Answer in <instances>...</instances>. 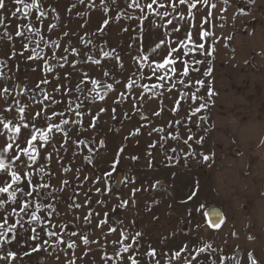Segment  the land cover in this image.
Returning <instances> with one entry per match:
<instances>
[{"label":"snow or ice","instance_id":"1","mask_svg":"<svg viewBox=\"0 0 264 264\" xmlns=\"http://www.w3.org/2000/svg\"><path fill=\"white\" fill-rule=\"evenodd\" d=\"M86 2L74 0L62 16L59 0L53 4L12 0L16 7L4 15L6 3L0 0V26L4 27L0 34V264H24L25 258H39L41 253L55 264H77L94 252L92 245L98 246L101 264L114 259L107 252L109 245L119 264H160L161 259L167 264H206L205 254L216 249L199 238L194 244L184 241L159 253L149 243L141 253L144 233L135 230V219L131 228L123 220L115 226L109 222L110 213L136 206L137 194L149 192V188L132 187L126 198L117 193L110 181L115 179L127 143L118 145L108 161L107 153L101 151L107 148V137H96L105 116L122 126L139 117L123 141L134 140L138 146L137 137L142 134L158 137L147 145L149 168L155 160L152 150L158 146L164 167L179 162L168 155L177 152V147L167 146L170 140L186 146L185 160L197 155L193 143L202 146L205 136H197L194 129L207 122L218 96L213 75L217 45L224 39L228 47L227 41L233 39L216 35L214 10L224 20L228 9L214 0H99L98 4L91 0L88 7L99 11L100 17L94 30L81 34L88 21L74 10ZM220 2L228 4L229 0ZM248 3L255 5L256 0ZM249 13L239 10V14ZM9 16L18 21L14 30L6 23ZM75 18L83 21L78 28L73 27ZM145 22L155 29L154 39L144 32ZM115 25L129 34L119 50L111 48L106 39ZM21 64L32 74L31 82L23 86L17 77ZM151 104L155 107L149 113L145 106ZM181 110L184 115L179 119L163 124L154 121L163 120L166 112L176 117ZM199 155L209 162L215 153ZM128 158L139 160L137 155ZM84 164L98 168L99 174L82 175ZM124 183L135 185L136 179L127 178ZM159 183L153 182L151 190ZM199 191V181H195L186 198L178 201L181 206L196 205L184 209L182 216L194 219V213L199 214L203 222L196 223L197 230H220L226 218L216 208L203 211L205 204H197ZM113 199L116 203L109 208ZM93 204L95 207L90 206ZM157 204L154 199L146 211ZM168 209L174 211L171 203ZM69 215L79 231L66 230ZM178 232L182 234L183 229L173 230L170 236L174 239ZM114 234L118 239L109 240ZM168 239L164 237L162 242ZM78 249L82 250L80 256L76 255ZM246 260L264 264L254 251L246 253Z\"/></svg>","mask_w":264,"mask_h":264},{"label":"rangeland","instance_id":"2","mask_svg":"<svg viewBox=\"0 0 264 264\" xmlns=\"http://www.w3.org/2000/svg\"><path fill=\"white\" fill-rule=\"evenodd\" d=\"M55 2L56 0H48L50 4ZM71 2L74 0H59L58 11L62 16L65 15L66 7ZM216 2L219 7H226L228 11L223 13L226 19L221 20L219 19L221 13L214 10V23L217 25L214 31L217 36L231 35L233 39L227 41L228 47L224 46L226 43L224 39H221L217 45L213 75L214 88L218 96L215 97L214 106L210 108L207 122L202 124L201 128L194 129L197 136H205V142L202 146L193 143L197 155L188 156L185 160L184 152L188 151L186 146L182 142L170 140L167 146L177 147V152L169 151L168 155L174 156L179 162L173 167H164V156L158 146L157 149L152 150L155 160L153 166L149 168L148 160L151 158L147 156V145L158 137L154 135L153 138H149L146 134H142L137 137L140 140L138 146L134 140L125 142L123 136L136 126L135 121L139 117L134 118L131 123L125 122L122 126L105 116L104 123L99 129L100 135L96 139L107 137V148L101 151L107 153L108 161L112 159V154L118 145L127 143L125 153L117 166L118 171L114 174L115 179L110 181L112 187L125 198L132 187L149 188V192L137 194L136 206L130 205L128 209H118L116 213H110L109 222L115 226L119 220H123L124 224L131 228L130 222L135 219V230L144 233L140 241L141 253L146 250L149 243L159 253L161 250L168 251L184 241L194 244L199 238L202 242L212 244L216 249L211 254H205L208 257L206 264H213V261L215 264H250L246 260L248 251H254L264 262V0H256L255 5H250L248 0H229L228 4H223L220 0ZM5 3L7 11L3 14L9 15L16 6L13 5L12 0H5ZM89 3L91 0H87L85 5H78L74 10L80 11L84 20L88 21L85 28L81 29V34L94 30L100 17L99 11L88 7ZM96 3L98 4L99 0H96ZM241 8L246 13H249V9L251 11L247 15L239 14ZM129 12L132 10L129 9ZM234 15L235 20H233ZM20 20H23L22 16ZM17 22L10 16L6 21L10 23L12 30L15 29ZM53 22H56L54 17ZM81 22L83 21L80 18H75L73 27L78 28ZM221 24L224 25L223 28L219 27ZM3 31L4 27L0 26V34ZM144 32L151 39L155 38L151 35L155 32L151 23L145 22ZM253 32L254 34H249ZM128 35L121 33L120 26L115 25L106 34V39L111 48L119 50L128 41ZM0 56H3L2 49ZM245 61L248 63L245 64ZM20 67L21 71L17 73V77L23 86L24 83L31 82L32 74L23 64ZM3 71L7 72V69ZM19 92L20 88H17V98ZM153 107L155 104L145 106L149 113ZM183 115L182 110L176 117L166 112L163 114V120L154 118V121L163 124L169 119H179ZM109 129H119V131L114 133ZM180 133L184 134L183 128L180 129ZM199 153H215V155L211 161L204 162ZM131 155L139 156V160L132 161L128 158ZM80 163L78 159L77 164ZM173 173H175L174 177ZM98 174V168L83 165L82 175L94 177ZM132 177L136 179V184L126 185L124 181ZM157 180L160 183L153 191L150 185ZM195 181H199L200 189L197 204H205L203 211L210 212L216 208L226 218L225 224L218 231L210 232L203 228L197 230L196 223L203 222L199 214L194 213V219L182 216L184 209L196 206L191 203L181 206L178 203L180 199L186 198ZM154 199L158 200L159 204L154 205L151 212L146 211L147 205ZM113 203H116L115 199L111 201L109 208ZM169 203L173 205L174 211L168 209ZM90 206L95 207L94 204ZM78 211L83 214L81 210ZM154 216L159 219H154ZM65 219L69 221L67 231L80 230L71 224V215ZM178 229H183V233L178 232L173 239L170 234ZM233 231L237 233L236 237L231 235ZM249 235L255 237V240L249 241L247 239ZM164 237L169 239L162 242ZM108 239H118V236L114 234ZM92 248L94 252L82 260H77V264H101L98 246L92 245ZM81 252L82 250L78 249L76 255L80 256ZM107 252L114 257L108 264H119L111 245L108 246ZM221 258H223L222 262ZM24 264H55V262L48 258L47 254L41 253L39 258L36 255L31 260L25 258ZM160 264H167V260L161 259Z\"/></svg>","mask_w":264,"mask_h":264},{"label":"crops","instance_id":"3","mask_svg":"<svg viewBox=\"0 0 264 264\" xmlns=\"http://www.w3.org/2000/svg\"><path fill=\"white\" fill-rule=\"evenodd\" d=\"M214 2H216V0H214ZM144 29H145V27H144Z\"/></svg>","mask_w":264,"mask_h":264}]
</instances>
